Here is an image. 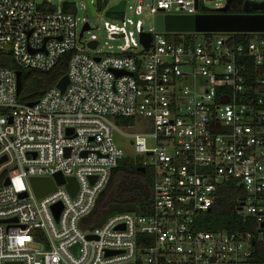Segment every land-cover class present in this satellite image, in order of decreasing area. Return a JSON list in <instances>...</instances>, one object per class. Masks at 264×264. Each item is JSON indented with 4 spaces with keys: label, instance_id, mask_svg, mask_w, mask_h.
<instances>
[{
    "label": "built area",
    "instance_id": "1",
    "mask_svg": "<svg viewBox=\"0 0 264 264\" xmlns=\"http://www.w3.org/2000/svg\"><path fill=\"white\" fill-rule=\"evenodd\" d=\"M122 1L123 13L107 14ZM73 2L0 0V264H264V33L156 31L158 15L225 4L135 0L132 16L154 17L144 29L125 17L126 0H91L92 12L118 17L97 52ZM64 56L65 90L58 80L32 106L20 101L16 72H48ZM113 132L131 138L152 200L97 223L98 200L130 157ZM30 179L54 189L37 198ZM227 185L240 230L201 229Z\"/></svg>",
    "mask_w": 264,
    "mask_h": 264
},
{
    "label": "trees",
    "instance_id": "2",
    "mask_svg": "<svg viewBox=\"0 0 264 264\" xmlns=\"http://www.w3.org/2000/svg\"><path fill=\"white\" fill-rule=\"evenodd\" d=\"M242 4L243 0L231 1L228 4V13H242ZM63 8L65 11L73 10L70 4H65ZM232 36L238 41H244L250 37L248 35ZM66 60L67 57L64 56L58 65L48 72L20 70L19 100L24 103L36 101L46 89L55 85L66 74ZM6 66L14 67L10 62ZM137 168V161L133 158L126 157L119 161L98 200L93 215L97 223L114 213L145 212L144 206H149L152 200V185L149 174L138 172ZM236 195L237 190L231 185L221 187L214 206L205 215V224L200 228L239 231L234 216Z\"/></svg>",
    "mask_w": 264,
    "mask_h": 264
},
{
    "label": "water",
    "instance_id": "3",
    "mask_svg": "<svg viewBox=\"0 0 264 264\" xmlns=\"http://www.w3.org/2000/svg\"><path fill=\"white\" fill-rule=\"evenodd\" d=\"M71 1V0H66ZM77 1V0H75ZM233 0H227L223 8L216 9L214 13L197 14V15H176V16H160L155 18V28L157 32L166 33H264V2H253L244 0L242 4V13H228V4ZM91 0H86L87 5L93 11ZM124 2L110 7L107 14L123 13ZM88 27H84L87 30ZM151 40L149 34L140 35V43L148 47ZM95 42H91L88 46L93 49ZM117 74H120L119 72ZM17 92L20 90V72H16ZM68 85L67 76L62 77L56 84V88L62 93ZM34 102L27 105L32 106ZM5 158L0 159V163ZM138 172L144 173L142 168H137ZM58 185L63 184V180L59 175L55 176ZM30 185L37 198H40L54 189L53 183L48 179H30ZM75 183L73 179H69L67 188L73 194Z\"/></svg>",
    "mask_w": 264,
    "mask_h": 264
},
{
    "label": "rangeland",
    "instance_id": "4",
    "mask_svg": "<svg viewBox=\"0 0 264 264\" xmlns=\"http://www.w3.org/2000/svg\"><path fill=\"white\" fill-rule=\"evenodd\" d=\"M36 3H39L43 0H34ZM108 6H111L117 3L120 0H107ZM127 1V10L125 13V17H130L132 20V26L139 23L144 29L148 28L152 22H154V17L149 15L146 11L141 16H132L130 9L135 6V0H126ZM253 2H264V0H249ZM49 2L53 5H59L62 0H49ZM201 11L207 12L214 10L217 6H223L225 4V0H200ZM73 5L76 9L75 17L77 18V26L76 29L78 33L81 30V27L84 22L88 23L90 30L88 33L84 32L83 40H96L98 42L97 52H103L106 50L105 42V28L107 27L108 22H113L118 19L116 16L107 15L105 13V9H98L94 13L92 10L86 5L85 0H79L73 2ZM116 45V43H110ZM139 126H134V129L131 132H135L138 130ZM113 140L116 145L122 150L124 156H130L135 159V153L133 147L131 146V138L123 136L117 132H113ZM149 144V143H148Z\"/></svg>",
    "mask_w": 264,
    "mask_h": 264
}]
</instances>
